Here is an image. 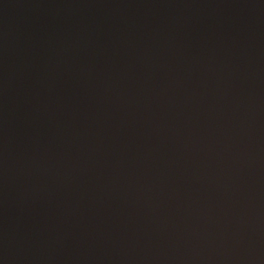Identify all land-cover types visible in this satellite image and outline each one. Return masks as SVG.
Listing matches in <instances>:
<instances>
[{
	"label": "water",
	"instance_id": "95a60500",
	"mask_svg": "<svg viewBox=\"0 0 264 264\" xmlns=\"http://www.w3.org/2000/svg\"><path fill=\"white\" fill-rule=\"evenodd\" d=\"M0 264H264V0H0Z\"/></svg>",
	"mask_w": 264,
	"mask_h": 264
}]
</instances>
